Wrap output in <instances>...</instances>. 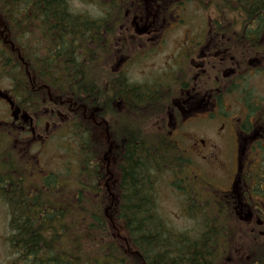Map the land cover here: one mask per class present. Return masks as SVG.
<instances>
[{"label": "flooded vegetation", "instance_id": "flooded-vegetation-1", "mask_svg": "<svg viewBox=\"0 0 264 264\" xmlns=\"http://www.w3.org/2000/svg\"><path fill=\"white\" fill-rule=\"evenodd\" d=\"M6 1L12 9L13 0ZM26 1L28 16L24 24L29 26L27 31L39 32L44 62H56L58 57L62 60L63 40L59 35L63 30L47 27L45 12L38 15L39 21L33 20L31 0ZM112 2L120 5L117 27L98 28V38L75 34L64 41L80 46L74 50L77 59L80 54L81 62L97 68L94 78L105 83L104 94L109 101L104 116L70 96L64 98L60 92L52 95L43 77H31L29 54L21 60L25 75L15 76L18 52L14 13L0 12V167L12 172L17 159L23 171L42 177V146L64 124L72 125L81 117L103 137V184L105 192L114 195L119 167L113 154L115 134L110 127L117 121L111 122L106 113H119L126 117L123 122L140 131V114H130L126 99L129 91L121 92V87L114 84L138 87L134 95L128 94L130 98L163 100L160 113L155 111L146 129L156 131L167 147L177 150L173 164L181 173H188L184 178L179 176L182 189L192 185L198 194L197 206L211 225L206 231L218 239L217 259H230L229 264H264V93L255 91L251 80L264 78V44L262 51H256L251 43L253 34L243 36L248 43L240 44L237 29L223 30L217 22L208 28L178 33V26L184 23L181 11L185 2L108 0V4ZM52 33L56 36L50 37ZM174 39L180 43L167 56V66L162 64L164 69L154 75L148 72L141 80L136 72L141 64L159 52H167V42ZM27 42L30 44V40ZM140 85L149 93H142ZM196 130L202 136H193ZM32 146L36 149L33 152ZM186 178L191 184L184 183Z\"/></svg>", "mask_w": 264, "mask_h": 264}, {"label": "trees", "instance_id": "trees-1", "mask_svg": "<svg viewBox=\"0 0 264 264\" xmlns=\"http://www.w3.org/2000/svg\"><path fill=\"white\" fill-rule=\"evenodd\" d=\"M185 1L196 2L209 15L213 8L219 18L218 27L237 29L240 44L248 43L243 36L253 34L251 43L255 50H263L264 0ZM27 4L26 0H13L10 9L6 0L0 1V12L14 13V42L19 52V56L15 54V76L25 75L22 62L29 54L31 77H43L52 95L60 92L64 98L70 96L104 116L109 106L105 83L95 80V68L81 62L80 55L77 59L74 50L80 46L64 41L75 34L80 38L94 34L98 38V28L117 27L120 6L112 9V15L93 18L73 12L66 0H31L33 20L39 21L38 15L45 12L46 26L63 30L59 35L63 40L62 60L57 54L56 62H44L40 39L34 41L33 32L23 34L29 27L24 24ZM35 83L38 85L39 81ZM114 85L133 95L138 89ZM139 88L142 93H149L144 85ZM128 94L130 114H140L143 128L135 131V127L121 120L126 117L115 111L106 113L111 122L117 121L110 127L115 134L113 154L119 167L114 195H108L103 184L105 144L94 140L92 125L81 117L71 125L78 138L72 149L77 152L68 160L65 173L44 170L42 177L30 176L17 159L12 172L6 166L0 167V200L9 215L7 242L14 255L12 264H217L218 239L206 231L211 225L204 212L194 206L195 198L186 208L194 224L185 230L171 227L158 209V177L162 172L176 170V151L146 130L144 124L155 117V111L160 113L163 100L151 96L135 99Z\"/></svg>", "mask_w": 264, "mask_h": 264}, {"label": "rangeland", "instance_id": "rangeland-1", "mask_svg": "<svg viewBox=\"0 0 264 264\" xmlns=\"http://www.w3.org/2000/svg\"><path fill=\"white\" fill-rule=\"evenodd\" d=\"M69 4V7L72 11L75 12H84L88 13L91 16H101L103 11L105 10V2L104 0H66ZM183 11H181V17L184 18V23H181L178 26V33H181L182 30L187 29H199L202 27L208 28L213 25L212 19L217 17L215 11L212 9L209 11L210 15L205 9H202L200 5L196 2L189 1L184 4ZM210 16V17H209ZM214 17V18H212ZM31 38L36 41L39 39L36 35H31ZM23 39H25L23 37ZM23 42V40H22ZM180 43V41H177ZM175 39L173 41L167 42V46L165 49L167 52H159V55L151 58L147 62H143L141 66L137 69L136 72L140 74V79L143 80L148 72L154 75V72L164 69L167 66V56L172 52V49L175 48L176 43ZM166 53V54H165ZM162 64H166L162 66ZM140 69V72H139ZM151 75V76H153ZM253 84L257 87V92L264 93V78L255 77L251 79ZM194 133L193 136L201 134ZM78 138L74 136L73 129L64 126L61 133L56 136H52L47 139L44 145L41 148L39 158L41 162V166L47 172L53 173H65V166L70 158H73L77 150H73L72 148L76 147V142ZM94 140L103 141L101 136H97L96 132H94ZM186 143H190V141L186 138ZM36 149L32 146L31 151H35ZM217 174L216 171H214ZM188 173L184 170L182 174V178L186 177ZM157 189H156V198L159 212L164 216L168 224L176 230H185L194 224V221L189 218L186 211H184L183 204L189 202L190 195L184 194L178 188V185L181 184V180L175 177L174 172L165 171L160 173L158 177ZM191 179V177H190ZM184 183H190L186 178ZM191 184V183H190ZM193 188L192 185H188ZM197 189V186H194ZM187 193V192H186ZM110 216V214H109ZM8 211L5 204L0 200V264H12L13 254L11 252V248L7 242V236L9 233L8 229ZM116 228V227H114ZM117 238L119 237L117 229L114 230ZM228 257V256H227ZM229 258V257H228ZM224 262L225 264H229L232 262L230 259H221L218 260L217 264ZM231 264V263H230Z\"/></svg>", "mask_w": 264, "mask_h": 264}, {"label": "bare ground", "instance_id": "bare-ground-1", "mask_svg": "<svg viewBox=\"0 0 264 264\" xmlns=\"http://www.w3.org/2000/svg\"><path fill=\"white\" fill-rule=\"evenodd\" d=\"M198 225V224H197Z\"/></svg>", "mask_w": 264, "mask_h": 264}]
</instances>
